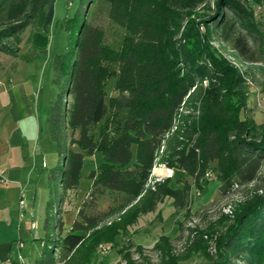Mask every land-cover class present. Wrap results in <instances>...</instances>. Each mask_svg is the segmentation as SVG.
<instances>
[{
    "label": "trees",
    "instance_id": "obj_1",
    "mask_svg": "<svg viewBox=\"0 0 264 264\" xmlns=\"http://www.w3.org/2000/svg\"><path fill=\"white\" fill-rule=\"evenodd\" d=\"M208 1L82 0L77 44L54 59L55 83L70 85L67 100L59 94L47 119L63 165L61 194L58 200L50 191L36 264H94L101 243L118 247L119 236L129 238L140 216L167 197L176 211L187 208L193 187L187 178L179 188L171 186L172 178L152 188L162 158L170 169L194 178L199 189L210 181L207 172H216L221 191L264 178V123L248 114L251 89L244 74L214 44L218 40L264 64V28L255 17L254 0H214L213 14L200 13L210 7ZM49 3L0 0V56H18L20 34L44 24ZM102 7L121 31L117 41L108 42L104 28L89 22ZM75 21L62 23L71 29ZM111 77L116 78L113 95L107 92ZM75 146L103 159L89 175L90 199L65 234L62 205L68 191L78 187L84 167V154ZM57 175L52 171L50 179ZM104 195L111 203L101 211L98 200ZM169 240L162 236L157 247ZM216 245L211 264H264V193L237 206ZM120 253L128 256L124 249ZM126 264L137 263L128 259Z\"/></svg>",
    "mask_w": 264,
    "mask_h": 264
},
{
    "label": "rangeland",
    "instance_id": "obj_2",
    "mask_svg": "<svg viewBox=\"0 0 264 264\" xmlns=\"http://www.w3.org/2000/svg\"><path fill=\"white\" fill-rule=\"evenodd\" d=\"M207 4H210V7H201L199 12L213 14L215 12L214 0H209ZM251 5L255 17L259 22L261 21L262 25L260 27L264 28V0L262 2L261 0H254ZM84 9L82 0H56L55 18L52 27H48L47 33L50 40L49 48L40 52L39 58L25 61L28 66L30 64L29 80L40 78L39 80L43 81L41 83L43 92H38L37 99L41 109L43 105L45 108V113L43 112L42 115L41 141L46 157V166L43 167L40 159L36 167H31L32 173L22 183L20 190L22 189L25 195L26 193L32 195L35 191H39L38 195L44 194L42 203L47 197V191L50 193L53 189L58 200L61 194L60 173L63 170V165L56 145L50 137L47 119L51 112V106L58 99L59 94H62L64 101L66 100L68 81L62 85L53 83L56 78L54 59L56 55L65 53L70 43L77 44L78 34L84 20ZM225 13L229 16H235L232 12ZM75 17L76 21L73 27L67 29L62 22L65 19ZM89 22L104 28L105 38L108 42L118 40L121 31L110 24L106 8L102 7L98 9L96 14H91ZM34 27L35 29L40 28L37 26L32 28ZM32 28L26 29V33L22 34L24 40ZM202 30H205V28L202 27ZM251 40L254 47L259 46L255 37H252ZM214 44L219 52L244 74L245 80L251 89L247 106L249 109L248 114L258 124H263L264 64L252 62L240 56L232 46L222 44L218 40H215ZM19 55L23 60L26 57V51L21 52ZM18 62H20V58L8 57L6 54H2L0 56V66L3 67L0 69V77L6 78L10 73L13 74V66ZM115 83L116 78L111 77L107 84L108 94H115ZM4 126H0L4 130L0 132V137L4 136L2 139H8L13 128L10 125L7 131ZM2 143L3 141L0 140V149L4 150L6 147ZM74 149L84 154V167L78 187L68 191L62 205L65 234L70 232L83 202L90 199L93 180L89 175L103 159L101 153L91 155L79 147L75 146ZM162 160L163 158L160 159L153 171V179L150 182L152 188L154 189L157 183H164L167 178H172L171 186L179 188L183 186L182 180L187 178L193 186L189 194L187 208L176 211L173 198L167 197L163 202L158 203L154 211L140 216L138 222L131 227L132 235L129 238L119 236V246L116 248L112 246L111 252L105 256L98 255L94 264H126L128 259L137 264H211L213 258L217 257V235L231 223L237 206L255 193H264V178L253 183L235 184L227 188L228 190L221 191V182L215 179L216 172H213L210 181L201 188V195H197L194 178L188 177L184 171L178 169L173 173ZM156 169H159L160 172H155ZM52 171L58 173L55 180L50 179ZM110 203L109 195L101 196L98 200V209L106 211ZM88 211L94 212L91 207H88ZM162 236L169 237L170 240L159 248L157 244ZM43 237L45 238L44 235ZM122 249L128 254L126 258L120 253ZM61 252L62 248L58 250V257L61 256ZM235 261L245 264L244 262L241 263L242 260Z\"/></svg>",
    "mask_w": 264,
    "mask_h": 264
},
{
    "label": "crops",
    "instance_id": "obj_3",
    "mask_svg": "<svg viewBox=\"0 0 264 264\" xmlns=\"http://www.w3.org/2000/svg\"><path fill=\"white\" fill-rule=\"evenodd\" d=\"M55 10L56 0H50L44 24L38 29L32 28L34 25L27 27L32 29L25 40L22 34L26 29L20 34L19 54L26 51V57L22 60L19 54L14 56L20 58V62L14 64L13 74L0 77V126L5 125L7 131L10 125L13 128L8 139L0 137L6 147L0 149V171H4L7 179L6 183H0V264H36L44 246V222L50 193L47 191L42 203L44 194L38 195L39 191L25 195L20 190L32 173L31 167H36L40 159L43 167L46 166L41 141L45 108L43 105L42 111L37 99L38 92H43V81L40 78L29 80L30 64L28 66L25 61L39 58V53L49 48L47 33L48 27L53 25ZM2 130L0 128V132ZM170 170L174 173L177 169ZM22 200L24 205H21Z\"/></svg>",
    "mask_w": 264,
    "mask_h": 264
},
{
    "label": "built area",
    "instance_id": "obj_4",
    "mask_svg": "<svg viewBox=\"0 0 264 264\" xmlns=\"http://www.w3.org/2000/svg\"><path fill=\"white\" fill-rule=\"evenodd\" d=\"M212 175H213L212 172H207L206 177L210 178ZM6 182H7V179L4 175V171H0V183L4 184ZM196 191H197L196 192L197 195H201V189L197 188ZM24 204H25V201L22 200L21 205H24ZM32 226L35 227V224H33ZM112 248L113 247L111 244L101 243L97 248V255L105 256L111 252ZM20 258L22 259L21 256H20Z\"/></svg>",
    "mask_w": 264,
    "mask_h": 264
},
{
    "label": "water",
    "instance_id": "obj_5",
    "mask_svg": "<svg viewBox=\"0 0 264 264\" xmlns=\"http://www.w3.org/2000/svg\"><path fill=\"white\" fill-rule=\"evenodd\" d=\"M70 86V85H69ZM69 86H68V89H67V92H66V100H67V98H68V96H69Z\"/></svg>",
    "mask_w": 264,
    "mask_h": 264
},
{
    "label": "bare ground",
    "instance_id": "obj_6",
    "mask_svg": "<svg viewBox=\"0 0 264 264\" xmlns=\"http://www.w3.org/2000/svg\"><path fill=\"white\" fill-rule=\"evenodd\" d=\"M155 172H158V173H159V172H160V170H159V169H156V170H155ZM168 173H169V172H168ZM168 176H169V175H168Z\"/></svg>",
    "mask_w": 264,
    "mask_h": 264
}]
</instances>
